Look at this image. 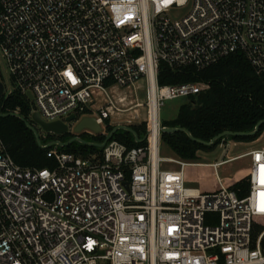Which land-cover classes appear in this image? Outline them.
I'll return each instance as SVG.
<instances>
[{
	"label": "built area",
	"instance_id": "built-area-1",
	"mask_svg": "<svg viewBox=\"0 0 264 264\" xmlns=\"http://www.w3.org/2000/svg\"><path fill=\"white\" fill-rule=\"evenodd\" d=\"M238 53L264 73V0H0V98L19 92L30 119L68 132L93 117L99 132H82L104 136L86 155L45 144L55 165L41 169L0 137V264H264V146L208 163L160 156L163 101L207 88L159 84L160 64L201 70ZM139 82L145 100L117 96ZM143 122L142 145L106 140ZM244 157L240 197L217 169ZM186 165L211 167L217 189L186 186Z\"/></svg>",
	"mask_w": 264,
	"mask_h": 264
},
{
	"label": "trees",
	"instance_id": "trees-1",
	"mask_svg": "<svg viewBox=\"0 0 264 264\" xmlns=\"http://www.w3.org/2000/svg\"><path fill=\"white\" fill-rule=\"evenodd\" d=\"M159 84H175L188 81L205 83L207 88L196 95L187 97L188 103L182 104L176 117L162 126L178 127L188 133L176 131L173 133H161V142L165 143L179 158L192 162L198 156V151L211 150L219 142L205 145L223 132H250L255 125L264 120V73L257 74L241 54L229 55L220 59L217 63L209 65L201 70L194 67L173 71L164 63L160 64L157 76ZM30 107L27 98L19 92L0 98V137L5 144L6 152L14 162L28 168H50L55 165L53 157H48L47 152L51 147L43 148L37 145L34 133L19 117L4 113L17 112L26 121L29 119ZM113 127L109 126L108 131ZM146 124H134L132 129L139 134L146 131ZM38 130V129H37ZM264 131V124L253 136H229L235 140H254ZM88 134V133H87ZM86 132H80L78 136L88 142H101L103 135H92L87 139ZM73 132L53 134L43 132L39 135L42 145L51 141L67 142L75 136ZM114 138L125 143L128 147L139 146L145 142H135L127 131L115 132ZM59 151L70 152L79 155L98 153L100 148L87 146L78 141H73L66 146L58 145ZM192 169L194 174L200 175L203 185L202 192L212 190L205 184V177H211L215 181L213 170L204 165H186L184 167V180L191 182ZM248 174V171H247ZM244 173L239 172L233 189L239 190L240 185H246L247 179ZM216 182V181H215Z\"/></svg>",
	"mask_w": 264,
	"mask_h": 264
},
{
	"label": "rangeland",
	"instance_id": "rangeland-1",
	"mask_svg": "<svg viewBox=\"0 0 264 264\" xmlns=\"http://www.w3.org/2000/svg\"><path fill=\"white\" fill-rule=\"evenodd\" d=\"M139 83L142 86V88H139L136 90L135 88L136 86H138L136 84L135 87L132 86L131 88H128V89L126 88L120 89V90H117L118 92H116L117 96L119 97L127 96V99L136 98L137 100L139 99L141 100L144 98L145 100L146 91H145L143 82H139ZM185 103H188L187 97H178L174 99L164 100L160 107V112H159L161 123L165 124L173 120L177 115L179 107ZM139 112L141 113V117H143L144 109L139 108ZM130 115L131 114L127 113V114H123L122 116H118L116 118V121L124 122L128 117H130ZM74 125H75L74 123L70 124V127H69L70 131L73 133H74L73 131ZM37 129H38L39 135L44 132L39 127H37ZM121 131H126V130L118 129L116 132H121ZM87 132H88V134L86 133L87 139H91L92 138L91 136L93 134H90L91 133L90 131H87ZM145 133L146 131L145 132L140 131L139 134L137 133L136 134L138 135V138L140 140H144ZM130 134L132 135L133 140L135 141V137L133 136V134L132 133ZM75 136H78V134H76ZM263 146H264V131L254 140H235L229 136H223L222 138H220L216 146L213 147L211 150L198 151L197 152L198 158L195 161H192L191 163H208V162L219 161V160L227 159L229 157H232L238 154H242L250 149L260 148ZM160 156L161 157H172L176 160H183L179 158L178 156H176V154L172 152L171 149L165 143H162V142L160 145ZM248 163H249V159L244 157V158H239V159L230 161L228 163H225L219 166L217 169L219 176L226 182V186L229 189L235 191V193L240 197L247 194L248 184L246 183L245 185L242 183L238 191L234 190L232 186H233V183H235L236 181L235 178L237 177V174L239 172L244 173V175L246 176L247 171H248L247 170ZM172 167H175V166L172 165ZM194 171L195 170L192 169V174H194ZM202 181L203 180L202 178H200V175L194 174V176L192 177V181L186 182V186L200 188V186H202L204 182ZM246 182H248V178L246 179ZM205 184L207 185L208 188H210V190H212L215 186L217 187V183L211 177H208V178L205 177ZM207 222L214 223V220L213 218H211L210 220L207 219Z\"/></svg>",
	"mask_w": 264,
	"mask_h": 264
},
{
	"label": "water",
	"instance_id": "water-1",
	"mask_svg": "<svg viewBox=\"0 0 264 264\" xmlns=\"http://www.w3.org/2000/svg\"><path fill=\"white\" fill-rule=\"evenodd\" d=\"M1 93H2V84L0 83V95H1ZM27 95L30 97L29 93H27ZM7 115L16 116V117H19L21 120H23L26 123V125L28 126V128L34 133L37 145H39L43 148L48 147L50 144L49 145H42L41 144L37 127H39L44 132L53 133V134H57V135L64 134V133L68 132V126L65 122H62V121L44 122L43 120H41L39 118V116L36 113H33L31 115V119H30L31 123L29 121H26L24 118H22L17 113L1 114V116H7ZM75 120H76V118L74 115H70L69 117L66 118L67 123L74 122ZM263 124H264V120H261L255 125L254 129L250 132H237V133L223 132V133L219 134L218 136H216L214 139L210 140L209 142H202V143L205 145H210V144L214 143V141L216 139L222 138L223 136H231V135H233V136L234 135L235 136H245V137L253 136L258 132L259 128ZM118 129H124V130L132 133L133 136L135 137L136 142L142 141L138 138V135L135 133V131L131 127H127V126H116V127H114L110 131V133L108 134L106 140L110 139ZM83 130H90L93 132H99L100 126L96 123V121L93 117H84V118L78 120L75 123L74 128H73V131L76 134L82 132ZM176 131H182V132H185L186 134L189 135V133L185 129L178 128V127L164 126V127H162V130H161L162 133H173ZM73 141H78V142L83 143L87 146H102L103 145V143L97 144V143L87 142V141L81 139L79 136H74V137L70 138L65 143H61V144L59 142L58 143L60 145L66 146ZM124 185L127 186L128 182H124Z\"/></svg>",
	"mask_w": 264,
	"mask_h": 264
},
{
	"label": "crops",
	"instance_id": "crops-1",
	"mask_svg": "<svg viewBox=\"0 0 264 264\" xmlns=\"http://www.w3.org/2000/svg\"><path fill=\"white\" fill-rule=\"evenodd\" d=\"M205 166V165H204Z\"/></svg>",
	"mask_w": 264,
	"mask_h": 264
}]
</instances>
